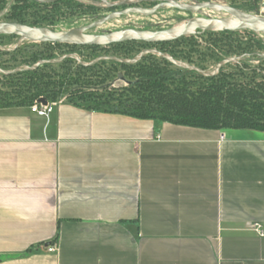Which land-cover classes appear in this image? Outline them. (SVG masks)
I'll return each mask as SVG.
<instances>
[{"label":"crops","instance_id":"crops-1","mask_svg":"<svg viewBox=\"0 0 264 264\" xmlns=\"http://www.w3.org/2000/svg\"><path fill=\"white\" fill-rule=\"evenodd\" d=\"M254 224L264 132L0 108V264H264Z\"/></svg>","mask_w":264,"mask_h":264},{"label":"trees","instance_id":"trees-1","mask_svg":"<svg viewBox=\"0 0 264 264\" xmlns=\"http://www.w3.org/2000/svg\"><path fill=\"white\" fill-rule=\"evenodd\" d=\"M4 2L5 0L0 1V12L7 7L3 6ZM100 10L101 8L94 5H84L71 0H56L51 4L16 0L3 20L31 27L56 29L59 24H64L72 18L92 16L94 21L98 20L102 18L97 16ZM245 32L254 34L251 31ZM236 33L238 32H206L197 35L201 38L221 37L211 43L213 50L201 48L195 40L196 36L182 37L172 42L134 41L107 47L41 43L37 48H33L23 44L10 52L0 50V68L12 70L22 66L30 67L39 61L58 59L68 54L81 55V60L85 63L104 56L133 59L147 49H156L203 70H206L205 58L208 57L217 64L225 58L240 56L258 57L264 62V57H260V54H264V43L260 40L243 43L231 39ZM16 40V36L0 35V46H5V41L16 43ZM58 51L60 57L56 55ZM100 51L105 52L100 55ZM161 64L174 66L163 58L149 54L132 65L101 61L92 66H82L75 59L68 58L59 64H44L33 71L0 74V78L5 82L3 87L6 88L0 89V102L3 104L0 108L27 106L40 97L56 101L58 97L50 93V90L60 89L63 85L59 82L67 79L70 80L69 89H74L68 104L86 110L216 131L246 129L264 132V70L260 67L245 65L250 68L248 70L244 69V65H237L242 73L249 72L254 77L261 78L259 83L246 86L224 81L212 82L220 78L222 70L215 77H203L174 66L176 74L171 75ZM55 67H61V70L57 72ZM187 76L210 83L193 89L190 86L192 83L186 80ZM118 78L128 86L122 85L118 88L113 83H105L109 79ZM80 79L84 80L83 83H79ZM74 83L78 85H73ZM78 89L86 90L80 92L77 101L74 97L78 94ZM81 103L87 105L83 106Z\"/></svg>","mask_w":264,"mask_h":264},{"label":"water","instance_id":"water-1","mask_svg":"<svg viewBox=\"0 0 264 264\" xmlns=\"http://www.w3.org/2000/svg\"><path fill=\"white\" fill-rule=\"evenodd\" d=\"M15 0H11L6 8V12ZM41 4H51L56 0H34ZM102 6L108 9H115L124 6H129L122 11L109 13L108 15L82 27H75L69 30H56L49 27H31L19 23L0 22V35L16 36L17 42L10 48L0 46L1 51L10 52L22 46L25 43H51V44H68L76 46H99L107 47L114 44H121L125 42H146V43H162L176 41L182 37L196 36L206 32H240L251 31L256 34L264 36V16L247 13L240 9L231 7L226 4H220L214 1L197 2L194 4L181 3L178 0H119L110 2L108 0H99ZM139 2L157 3L151 9L132 7V5ZM264 7V2H263ZM163 8H173L179 11L188 12L192 15H199L203 11L217 12L223 14L219 17L195 16L185 19L169 28L161 30H141L135 28H125L116 31L105 33H91L93 30L102 28L113 20L121 17L139 14L143 16H152ZM4 14L0 15V18ZM155 55L163 58L173 64L174 66L195 72L203 77H215L222 68L229 64L239 63L241 60L248 56L229 57L220 61L213 71H206L196 66L186 64L178 61L168 54L162 53L156 49H147L139 53L133 59H122L117 57H99L96 60L85 63L76 54H68L58 59L42 60L33 66H22L12 70H3L0 68L1 75H11L21 71H33L44 64H59L65 59L73 58L82 66H92L101 61H114L121 64L132 65L142 60L147 55ZM264 57V54L260 55ZM45 103V100H41Z\"/></svg>","mask_w":264,"mask_h":264},{"label":"rangeland","instance_id":"rangeland-1","mask_svg":"<svg viewBox=\"0 0 264 264\" xmlns=\"http://www.w3.org/2000/svg\"><path fill=\"white\" fill-rule=\"evenodd\" d=\"M75 3H82L84 5H94L95 7H99L101 8V10L97 13V16L100 17H104L105 15H107L109 12V9L102 6V3L99 0H71ZM110 2H114V1H118V0H108ZM181 3H186V4H192L193 1L195 0H178ZM207 1V0H206ZM218 3L220 4H226L229 6H233L236 7L244 12L247 13H252V14H256V15H260V16H264V7H263V2L264 0H216ZM10 3V0H5L3 6H8ZM135 7H141V8H147V9H151L152 8V3L151 2H139L137 4H134ZM202 13H205L206 15H211L212 17H219L222 16L223 14L221 13H216V12H210V11H203ZM187 16L186 13H184L183 11H179L177 9H173V8H163L161 10H159L158 12H156L154 15L152 16H143V15H139V14H132V15H127L124 17H121L117 20H113L111 22H109L108 24L104 25L102 28H99L97 30H95V33H105V32H110V31H116V30H121V29H125V28H135V29H141V30H145L148 27H151L152 30L157 28V29H166L171 27L172 25H175L176 23H179V21H181L182 19H185V17ZM92 16H85L82 18H72L66 21V23L64 24H59V26L56 27V30H69L71 28H75V27H80V26H84L87 25L91 22L94 21L93 18H91ZM204 17V16H203ZM210 38V40H209ZM233 40H236L238 42H255L257 40H260L264 43V36L260 35V34H252V33H248L245 31H240L236 34H234L233 37H230ZM215 39H221V37L219 36H215V37H204L201 38L200 36H196L195 40L201 45V48H208L213 50V48L211 47V43H213V41H215ZM228 40V39H227ZM17 41V40H16ZM208 41V43H207ZM5 46L7 48L12 47L15 44V41H5ZM26 46L28 47H35L37 48L39 46L38 43H25ZM254 44V43H252ZM113 52L112 50H107V52ZM105 51H100L99 54H103ZM59 51L56 52V55L60 57L59 55ZM88 54V53H86ZM218 54V53H215ZM262 55V54H260ZM81 56V55H80ZM79 56V57H80ZM86 57H88L86 55ZM90 57V56H89ZM82 59V56L80 57ZM4 59H7L4 57ZM88 59V58H87ZM92 59V57H91ZM224 59V58H222ZM226 59V58H225ZM83 60V59H82ZM90 61V60H89ZM205 66H206V71H213L217 65V63H215V60H211L209 57L205 58ZM238 64L240 65H244V69H250L245 67V65H247L248 67H260L261 69L264 70V62H262L258 57H246L243 60H241L239 63L236 64H229L227 66H225L222 69L221 72V76L219 79L214 80L212 82H218V81H224L225 83H231V84H235V85H254V83H259L261 81L260 77H254L253 74H250L249 72L246 73H242L239 68H238ZM162 68H164L165 70H167V72L171 75L176 74V68L174 66H170L167 64H161ZM56 71L59 72L61 70V67H55ZM177 77V76H176ZM60 77H57V79H59ZM56 79V80H57ZM179 79V78H178ZM186 80L190 83H192V85H190L193 89H196L197 87H201L203 86L205 83H210V82H206V81H202V80H198L196 78H194L193 76H187ZM79 83H83L84 80L80 79ZM5 82L2 81V79L0 78V89H6L5 87H3ZM61 85H63L60 89H51L50 93L54 94L55 96L58 97L57 101H62L63 104L64 103H69L70 99H71V95H72V91L74 89H69L70 87H68V85L70 84V80L67 79H62L59 82ZM105 83H113L116 87L121 88V86L123 85V87L128 86L127 83L123 82L121 79H109L107 80ZM73 85H78L77 83H74ZM86 89H78V91L76 93V96L74 97V99L77 100L78 95H80V92H85ZM5 91V90H4ZM45 95V94H42ZM43 98V97H40ZM36 100L34 99L31 103H28L27 106L30 107V105H32ZM78 101V100H77ZM80 103V101H79ZM83 106H86V103H81ZM0 106H3V104L0 102ZM2 108V107H1Z\"/></svg>","mask_w":264,"mask_h":264},{"label":"built area","instance_id":"built-area-1","mask_svg":"<svg viewBox=\"0 0 264 264\" xmlns=\"http://www.w3.org/2000/svg\"><path fill=\"white\" fill-rule=\"evenodd\" d=\"M45 100L46 102L43 103L41 100ZM61 104H63L62 101H48L44 98L37 99L31 106L30 110L32 113L36 114L39 117L43 118H49V116L59 107ZM224 139V136L222 137ZM252 228L257 232V234L260 237H264V229L259 224L252 225ZM47 251L50 253H54L56 251L55 245H51L47 247Z\"/></svg>","mask_w":264,"mask_h":264},{"label":"flooded vegetation","instance_id":"flooded-vegetation-1","mask_svg":"<svg viewBox=\"0 0 264 264\" xmlns=\"http://www.w3.org/2000/svg\"><path fill=\"white\" fill-rule=\"evenodd\" d=\"M1 1V0H0ZM11 1V0H10ZM16 1V0H15ZM15 1L13 2V3H15ZM119 1V0H118ZM207 1H214V2H217L216 0H207ZM206 0H195V1H193L192 2V4H194V3H197V2H207ZM218 3V2H217ZM157 5V3H152V8L154 7V6H156ZM12 6V5H11ZM11 6H10V8H11ZM129 6H124V7H120V8H115V9H111L110 10V13H112V12H116V11H122V10H124V9H126V8H128ZM132 7H135L134 5H132ZM231 7H233V6H231ZM7 8V7H6ZM10 8H9V10H10ZM234 8H236V7H234ZM238 9V8H237ZM8 10V11H9ZM7 11V12H8ZM6 12V9L4 10V11H2V12H0V15L1 14H6L7 13ZM184 13H186L187 14V16L185 17V19H189V18H192V17H195V16H207L205 13H201V14H199V15H192V14H190V13H188V12H184ZM109 14V13H108ZM107 14V15H108ZM4 15H3V17H4ZM106 16V15H105ZM3 17H1L0 18V22H5L4 20H3ZM185 19H182L181 21H183V20H185ZM96 21V20H95ZM181 21H179V22H181ZM94 22V21H93ZM92 23V22H91ZM90 24V23H89ZM88 25V24H87ZM85 26V25H84ZM80 27H82V26H80ZM94 31L95 30H93V31H91V33H94ZM199 35V34H198ZM197 36V35H196ZM77 55V54H76ZM79 56V55H78ZM61 58V57H60ZM81 59V58H80Z\"/></svg>","mask_w":264,"mask_h":264},{"label":"bare ground","instance_id":"bare-ground-1","mask_svg":"<svg viewBox=\"0 0 264 264\" xmlns=\"http://www.w3.org/2000/svg\"><path fill=\"white\" fill-rule=\"evenodd\" d=\"M217 13V12H216Z\"/></svg>","mask_w":264,"mask_h":264}]
</instances>
